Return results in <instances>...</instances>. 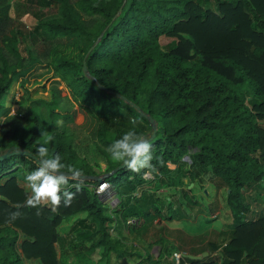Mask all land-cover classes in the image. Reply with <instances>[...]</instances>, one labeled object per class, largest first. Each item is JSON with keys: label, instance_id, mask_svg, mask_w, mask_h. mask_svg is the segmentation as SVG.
<instances>
[{"label": "trees", "instance_id": "16d2710c", "mask_svg": "<svg viewBox=\"0 0 264 264\" xmlns=\"http://www.w3.org/2000/svg\"><path fill=\"white\" fill-rule=\"evenodd\" d=\"M12 5L13 0H0V153L23 148L36 155L51 136L49 156L58 153L62 163L83 174L104 175L123 162L113 163L106 149L136 120L135 130L153 145L155 171L123 166L104 177L117 200L109 216L93 180H69L65 187L75 196L67 206L63 199L55 210L50 201L23 206L31 194L18 177L38 163L19 154L1 159L0 264L79 263L83 253L73 261L62 258L74 232L90 242L87 251L101 247L106 264H127L134 257L133 264H175L166 245L153 258L133 244L121 249L122 238L108 231H134L137 226L128 218L151 221L162 210L169 220L184 215L174 199L151 190L167 183L175 169L189 178L186 199L190 185L202 187L205 175L217 188L225 187L235 218L248 209L243 197L264 207V0H26L19 11L34 20L33 37L42 47L40 53L30 49L27 58L18 48L26 39L18 42L10 29ZM72 35L88 40L86 48L79 46L81 59L54 55L53 40ZM38 64L50 67L48 75L28 87L30 104H22L15 85ZM66 102L76 103L84 118L97 120L94 146L82 147L67 129L74 118ZM137 108L156 121L153 137ZM174 177L182 183L180 174ZM16 211L20 216L11 220ZM73 215L66 239L57 227ZM223 242L181 248L178 264H264V215L238 224ZM203 251L208 254L198 259L187 256Z\"/></svg>", "mask_w": 264, "mask_h": 264}, {"label": "rangeland", "instance_id": "374dc122", "mask_svg": "<svg viewBox=\"0 0 264 264\" xmlns=\"http://www.w3.org/2000/svg\"><path fill=\"white\" fill-rule=\"evenodd\" d=\"M26 0H13V5L10 11L11 23L10 29L12 33L16 34L18 42L24 37L26 40L20 41L18 48L26 58L30 49L35 48L34 52L40 53L42 47L38 40H34L32 28L35 26L34 20L28 15L19 11L18 6L23 5ZM55 10V9H54ZM99 24H95L91 31H94ZM21 31V33H17ZM33 46V47H32ZM51 51L55 55H61L66 58L80 60L81 53L79 46L86 48L88 46V40L84 39L83 36L72 35L57 37L53 40L51 45ZM49 58L43 59L42 62H49ZM50 67L38 64L29 73L28 76L21 75L19 82L15 85V97L21 99L22 104L29 105L27 102L30 90L28 87H32L36 82L44 80L48 75L47 69ZM24 83V84H23ZM64 85V84H63ZM60 84V87H63ZM37 94L42 92V89L36 88ZM46 94L43 92L42 94ZM42 107V106H41ZM68 109L73 112V122L67 124V129L73 131L76 136V142L82 147L94 146L96 138L97 120L91 116L82 115V110L79 109L77 104L66 102ZM36 112H40L39 108H34ZM45 120H47V109L44 107L41 111ZM2 132L0 131V135ZM96 150V149H95ZM97 152V151H96ZM100 154L97 152V156ZM113 163L114 161L111 158ZM101 168L105 167L103 162L100 163ZM94 167V166H93ZM177 174L181 175V182H178L176 177ZM204 176V177H203ZM148 178L150 176H147ZM204 184L200 187L197 183L190 185L193 189L189 194V199H186L183 195V190L186 189V184L189 178L183 176L180 171L177 172L175 169L171 176H169L168 182L161 187H151V190H155L156 194L160 197L169 196L175 200V207H178L182 212L180 217L173 218L171 220L163 218L165 210H162L161 216L157 215L151 221H144L135 217L128 218V222L136 227L134 231L128 232L125 228L114 230L110 228L108 231L114 235L115 238L120 236L122 238V245L119 247L122 249L125 246L133 244L139 252L143 253L146 249L153 258L159 256L164 251L165 245L172 251H180V249L189 250L191 248L199 249L202 247H208L210 242H214L218 246H221L226 238L228 231L233 229L238 224L249 219H256L261 214L264 215V207L261 203H255L249 200L248 197H243L242 204L245 205L247 202L248 209L241 210L236 218L233 212L229 208L226 202L225 187L217 188L214 186V182L206 180V176L202 175ZM19 182L24 188L31 194V190L25 180V176L21 175L18 177ZM103 183V182H101ZM204 192V194H203ZM101 200L106 202L107 209L105 214L111 216V209L116 206L117 200L114 196L112 189H108L104 194L101 195ZM193 201L197 202L193 204ZM45 203V202H43ZM168 203V202H167ZM84 216V215H81ZM76 215L62 220L60 225L57 227L59 234H66L65 238L69 237L67 233L70 226L75 222ZM112 224V223H111ZM70 237L73 242L66 244L63 248L62 258L64 260H75L76 253H83L79 263L72 264H106L105 259H101L102 248H96L92 253L87 251V247L90 242L82 241L81 236L72 233ZM57 250H61L57 248ZM207 252L208 251H203ZM203 252L201 254H203ZM113 259L115 254L112 253ZM137 257L128 258L127 264H133ZM26 264H41L37 259L27 260ZM69 264V263H67Z\"/></svg>", "mask_w": 264, "mask_h": 264}, {"label": "clouds", "instance_id": "9594fccd", "mask_svg": "<svg viewBox=\"0 0 264 264\" xmlns=\"http://www.w3.org/2000/svg\"><path fill=\"white\" fill-rule=\"evenodd\" d=\"M132 123L133 128L110 144L106 151L114 161H123L125 166L134 172H139L141 169L155 171L151 163L153 145L146 135L135 130V126L140 122L133 120ZM52 139L53 137H48V141ZM48 141L38 146L36 152L38 167L25 177L31 195L23 206L35 208L42 202L50 201L53 210H55L61 204L62 199L65 206L69 205L74 199L75 193L69 191L65 186L69 184V180H79L81 171L62 163L61 156L58 153L49 156V150L46 146ZM160 163H163V161H160ZM66 167L68 168L67 174L61 171ZM144 175L147 177L148 172H145ZM73 186L79 190L78 185ZM16 207L19 209L21 205ZM19 216V211L13 212L11 220H15Z\"/></svg>", "mask_w": 264, "mask_h": 264}, {"label": "water", "instance_id": "95a60500", "mask_svg": "<svg viewBox=\"0 0 264 264\" xmlns=\"http://www.w3.org/2000/svg\"><path fill=\"white\" fill-rule=\"evenodd\" d=\"M120 11H121V7L118 9L116 15H118L120 13ZM101 35H102V33L99 35V37L97 38L95 43H97V41L101 37ZM85 57H86V55H85ZM83 71H84L85 74H87V68H86L85 62H83ZM122 98H124V97H122ZM137 110H139L140 113L149 121V123L151 125V128H152L151 137H153L155 135V132H156V129H157L156 121L150 115H147V114L143 113L139 108H137ZM16 154L30 156L33 159H35L36 161L38 159L35 154H33L32 152H30L27 149H23V148H14V149L13 148H9L4 153H0V160L4 159L6 157H9L11 155H16ZM123 166H125L124 162H122L117 167H115L113 170H111L110 172H108L107 174H104V175H86V174L81 173V177L79 179H82V180H93V181H98L99 183H101V182H104L103 181L104 177H106V176H108V175H110L112 173L117 172ZM61 171H63V170H61ZM63 172H65L66 174L68 173V171H63ZM207 254H208L207 252H203V254H199V255L188 254L187 256L189 258L198 259V258H201L202 256H206Z\"/></svg>", "mask_w": 264, "mask_h": 264}, {"label": "built area", "instance_id": "2783aa9c", "mask_svg": "<svg viewBox=\"0 0 264 264\" xmlns=\"http://www.w3.org/2000/svg\"><path fill=\"white\" fill-rule=\"evenodd\" d=\"M109 188H110V184L104 181L103 183H98L96 187V192L98 194H104ZM172 255H173L175 264H178L181 257L183 256V254L179 251H174Z\"/></svg>", "mask_w": 264, "mask_h": 264}]
</instances>
